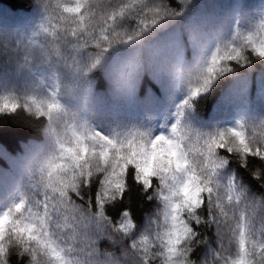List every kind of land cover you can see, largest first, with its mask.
<instances>
[{
	"label": "snow or ice",
	"instance_id": "6c2138e0",
	"mask_svg": "<svg viewBox=\"0 0 264 264\" xmlns=\"http://www.w3.org/2000/svg\"><path fill=\"white\" fill-rule=\"evenodd\" d=\"M20 7L0 19V114L33 125L0 148V264H264V0H230L226 25L200 0ZM236 76L237 116L205 123L194 101ZM166 84L186 92L171 123L121 113Z\"/></svg>",
	"mask_w": 264,
	"mask_h": 264
},
{
	"label": "trees",
	"instance_id": "16d2710c",
	"mask_svg": "<svg viewBox=\"0 0 264 264\" xmlns=\"http://www.w3.org/2000/svg\"><path fill=\"white\" fill-rule=\"evenodd\" d=\"M259 0H249L250 6H255ZM28 0H0V19L9 24L20 23L29 18V13L24 11L21 5H27ZM15 6V8H14ZM230 7V0H200V8L197 9L201 14H214L216 17L224 20L227 24V16L225 13ZM189 20L183 23H188ZM170 29L169 31H174ZM240 76L233 77L228 84H221L220 87L214 89L213 93L207 94L194 103L197 104L198 112L205 123L217 124L231 122L237 116V108L240 106ZM261 85L258 81L253 82L250 89V104L253 112L259 114L264 111V102L258 98V91ZM159 91L158 100L143 101L137 100L132 104L122 105L120 111L129 117H143L145 112L156 114L157 119L153 121L154 126L159 128L158 117L160 115L171 117V121L175 119L172 115L186 95V92L178 90L171 84L164 86L157 85ZM227 97V99H226ZM112 101L106 97L96 99V104L100 108H107ZM26 112L16 115L12 121L6 126L3 123V114H0V127L4 130L0 132V148H4L11 153L18 152L22 147V143L30 138V128L33 122L27 118ZM138 197L135 193L131 196V201L136 203ZM137 214L141 215L143 209L137 207Z\"/></svg>",
	"mask_w": 264,
	"mask_h": 264
},
{
	"label": "rangeland",
	"instance_id": "374dc122",
	"mask_svg": "<svg viewBox=\"0 0 264 264\" xmlns=\"http://www.w3.org/2000/svg\"><path fill=\"white\" fill-rule=\"evenodd\" d=\"M166 120H168L169 123L172 122V121L169 120L166 116L160 115V116L158 117V124L160 125V124L164 123Z\"/></svg>",
	"mask_w": 264,
	"mask_h": 264
}]
</instances>
